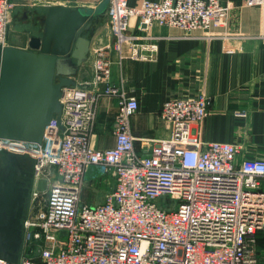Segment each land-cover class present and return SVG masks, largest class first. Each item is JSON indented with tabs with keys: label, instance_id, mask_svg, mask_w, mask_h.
Wrapping results in <instances>:
<instances>
[{
	"label": "built area",
	"instance_id": "2783aa9c",
	"mask_svg": "<svg viewBox=\"0 0 264 264\" xmlns=\"http://www.w3.org/2000/svg\"><path fill=\"white\" fill-rule=\"evenodd\" d=\"M108 1V19L119 60L152 61L158 24L185 38L224 28L231 6L219 0ZM246 7L264 0H244ZM14 0H0V44L8 45ZM138 20V32L130 22ZM127 50V54L125 51ZM110 47L96 51L91 79L65 88L59 118L46 127L42 144L0 139V151L30 157L34 185L24 222V246L16 264H264V159L235 164L240 146L204 142L197 131L211 99L165 102L160 119L167 140H145L136 149L131 118L136 97L111 84ZM119 97L113 147L97 150L91 136L103 97ZM246 116L245 112L237 113ZM99 167L115 181L99 205L83 202L86 172ZM48 182L44 192L36 189ZM35 188V189H34ZM169 197L166 206L159 201ZM0 264H15L0 259Z\"/></svg>",
	"mask_w": 264,
	"mask_h": 264
},
{
	"label": "crops",
	"instance_id": "0c3cea01",
	"mask_svg": "<svg viewBox=\"0 0 264 264\" xmlns=\"http://www.w3.org/2000/svg\"><path fill=\"white\" fill-rule=\"evenodd\" d=\"M139 1L129 0V5L135 6ZM219 1L231 6L224 28L198 32L194 38H185L180 30L158 24L149 28L147 33L160 38L152 61L119 60L113 49L108 2L102 0H14L8 45L27 49L29 39L42 33L51 6L92 12L99 21L94 24L89 60L76 81L91 79L96 51L111 48V84L136 97L139 103L138 112L131 118L136 149L142 152L145 140L169 139L170 127L160 119L165 102L204 94L211 99L210 111L196 129L204 142L240 146L235 161L240 166L246 160L264 159V6L246 7L244 0ZM138 23L131 20L132 33L138 32ZM118 108V96L100 100L91 136L93 148L105 150L114 146L112 126ZM240 112L246 116H238ZM99 169L88 168L85 186L104 182ZM92 196L96 205L104 201V194ZM82 200L86 203L84 190Z\"/></svg>",
	"mask_w": 264,
	"mask_h": 264
},
{
	"label": "water",
	"instance_id": "95a60500",
	"mask_svg": "<svg viewBox=\"0 0 264 264\" xmlns=\"http://www.w3.org/2000/svg\"><path fill=\"white\" fill-rule=\"evenodd\" d=\"M98 21L90 11L51 6L27 49L0 44V139L42 144L55 116L63 129V90L76 85L88 62ZM33 164L0 151V259L10 263H18L23 251Z\"/></svg>",
	"mask_w": 264,
	"mask_h": 264
},
{
	"label": "rangeland",
	"instance_id": "374dc122",
	"mask_svg": "<svg viewBox=\"0 0 264 264\" xmlns=\"http://www.w3.org/2000/svg\"><path fill=\"white\" fill-rule=\"evenodd\" d=\"M15 23L16 22H14L13 24H15ZM111 31H112V29H111ZM99 170H100V173L103 175L104 182L94 183L95 186H91V185L85 186V188H84V201H86V203L95 204L96 198L92 199L93 194L97 195L98 193H101V194H104V197H105L106 193L113 190L115 187L114 179L109 174L104 173V171L101 168ZM48 185L49 184L46 180L41 181V182L36 184V189L38 191L44 192L45 190H47ZM82 196H83V194H82ZM169 199H170L169 197L162 198L159 201L160 205L166 206L169 203ZM103 200H104V198H103ZM102 203H100V204H102ZM30 204H31V200H30ZM97 205H99V204H97Z\"/></svg>",
	"mask_w": 264,
	"mask_h": 264
},
{
	"label": "flooded vegetation",
	"instance_id": "af4514ba",
	"mask_svg": "<svg viewBox=\"0 0 264 264\" xmlns=\"http://www.w3.org/2000/svg\"><path fill=\"white\" fill-rule=\"evenodd\" d=\"M32 173H33V171H32ZM33 174H34V173H33ZM30 184H31V187H30V193H29V196H28V198H27V212H29V209H30L31 192H32V188H33V185H34V176H33V178L31 179ZM27 214H28V213H27Z\"/></svg>",
	"mask_w": 264,
	"mask_h": 264
},
{
	"label": "trees",
	"instance_id": "16d2710c",
	"mask_svg": "<svg viewBox=\"0 0 264 264\" xmlns=\"http://www.w3.org/2000/svg\"><path fill=\"white\" fill-rule=\"evenodd\" d=\"M259 246H260V248H264V240L263 239H260Z\"/></svg>",
	"mask_w": 264,
	"mask_h": 264
}]
</instances>
